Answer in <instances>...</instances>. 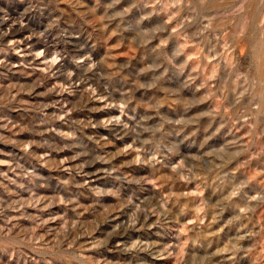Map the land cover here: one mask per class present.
Listing matches in <instances>:
<instances>
[{
    "label": "rangeland",
    "instance_id": "374dc122",
    "mask_svg": "<svg viewBox=\"0 0 264 264\" xmlns=\"http://www.w3.org/2000/svg\"><path fill=\"white\" fill-rule=\"evenodd\" d=\"M0 264H264V0H0Z\"/></svg>",
    "mask_w": 264,
    "mask_h": 264
}]
</instances>
